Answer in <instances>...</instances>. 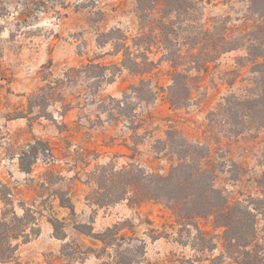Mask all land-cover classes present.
I'll return each mask as SVG.
<instances>
[{
	"label": "rangeland",
	"instance_id": "374dc122",
	"mask_svg": "<svg viewBox=\"0 0 264 264\" xmlns=\"http://www.w3.org/2000/svg\"><path fill=\"white\" fill-rule=\"evenodd\" d=\"M176 4L196 8L164 28ZM198 25L238 49L200 69ZM262 25L264 0H0V217L28 224L0 264H211L212 220L122 194V169L141 187L192 148L231 203L257 200L264 255V127L225 102L255 90L245 47Z\"/></svg>",
	"mask_w": 264,
	"mask_h": 264
},
{
	"label": "trees",
	"instance_id": "16d2710c",
	"mask_svg": "<svg viewBox=\"0 0 264 264\" xmlns=\"http://www.w3.org/2000/svg\"><path fill=\"white\" fill-rule=\"evenodd\" d=\"M160 1L163 5L169 6L174 0ZM179 1L185 3L188 0ZM193 1L197 6L198 2L202 0ZM195 8V6L187 7L186 10H195ZM186 10L181 7V4H176L173 9L175 14L171 18H164V28L169 26L171 29L176 14ZM174 29L176 28L174 27ZM197 29L199 31L197 34L202 35L204 44L209 47L207 50L204 49V52H202V48H197L198 53L194 55L197 60L196 65L200 69L202 67L199 66V63L204 62L205 65L209 59L219 54L238 49L237 46H233L235 39L226 36L215 38V35L199 25ZM245 51V58L251 65L249 72L254 75L255 90L246 96L232 94L231 99H226L225 102L227 105L230 106L231 104L239 111L241 110L245 119L255 114L256 118L253 117L252 119L257 120L252 121L264 127V25L260 27L257 34L250 38ZM173 55L174 58L180 57L179 52ZM174 58L169 60L173 64H175ZM144 64L153 65V62L146 60ZM134 65L137 63L134 62ZM176 85V78L173 75L172 86L169 87V90L174 92ZM148 93L152 94L151 88H149ZM173 101L170 99V104ZM230 110H233V107H230ZM209 167L208 160L198 157L196 148H192L186 152L183 158L179 159L176 165L171 166L167 175H146L143 179L142 188L140 187V180H137V176L132 171L122 169L119 174L128 178L122 194H127L126 190H131L139 202L164 200L169 203L172 214L179 222L207 218L212 220L213 227L222 229V233L217 243L206 247V250L213 252L218 250V246H220L219 255L210 260L211 264H264V255L260 254L255 241V211L260 209L257 206V200L252 199L250 206H245L239 201L231 203L223 191L215 186V174ZM21 169L28 171V168H24L22 164ZM71 207L70 204L69 208L71 209ZM27 225L26 218L17 217L14 214L7 217L6 213H3L0 217V263L12 257L18 247L19 239L24 238L27 233ZM203 237L206 236L203 235Z\"/></svg>",
	"mask_w": 264,
	"mask_h": 264
}]
</instances>
